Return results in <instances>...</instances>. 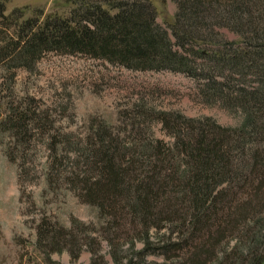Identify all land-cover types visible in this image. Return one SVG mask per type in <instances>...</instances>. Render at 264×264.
Masks as SVG:
<instances>
[{
	"label": "trees",
	"instance_id": "16d2710c",
	"mask_svg": "<svg viewBox=\"0 0 264 264\" xmlns=\"http://www.w3.org/2000/svg\"><path fill=\"white\" fill-rule=\"evenodd\" d=\"M66 1L72 6L67 16L35 10L25 18V8L6 14V0H0V67L12 81L17 70L33 71L47 53L84 55L130 70L203 79V92H228L249 109L248 130L162 121L171 145L156 140L124 149L109 126L94 129L91 146L79 152L89 162L70 181L79 185L78 197L108 220L130 219L133 257L114 252V263H144L152 253L163 257L160 264H264V235L256 241L252 234L264 216V0H172L178 9L168 23L174 41L156 22L152 0ZM214 25L236 34L240 46L203 54L200 45L214 43ZM249 74L260 88L239 87ZM11 114L0 127L16 137L28 140L35 129L51 128V121ZM169 224L177 229L167 230ZM232 237L239 246L248 239L252 245L222 250ZM73 238L46 220L37 226V247L48 255L65 249L76 260L80 249L71 247ZM137 240L143 248L135 251Z\"/></svg>",
	"mask_w": 264,
	"mask_h": 264
},
{
	"label": "rangeland",
	"instance_id": "374dc122",
	"mask_svg": "<svg viewBox=\"0 0 264 264\" xmlns=\"http://www.w3.org/2000/svg\"><path fill=\"white\" fill-rule=\"evenodd\" d=\"M66 2L6 0L5 13L25 8V18L35 10L67 16L72 6ZM152 2L156 22L174 41L168 23L174 20L177 4ZM214 29V43L200 45L203 54L225 45L240 46V38L231 30L217 25ZM255 78L247 75L239 87L260 88ZM204 83L184 73L130 70L103 59L53 52L44 55L33 71L17 70L13 81L0 67V121L12 111L25 113L27 121H51L50 130L35 129L28 140L0 127V264H91L92 258L100 256L103 264H115L114 252L133 257L130 219L110 221L78 197L79 185L70 179L89 162L79 152L89 149L94 129L101 123L119 135L124 149L156 140L171 145L173 137L162 121H214L224 128L248 130V106L233 100L228 92H203ZM261 217L252 233L256 241L264 235ZM43 220L74 236L69 243L80 249L76 260L65 249L48 255L37 247V226ZM167 227L177 229L174 224ZM238 244L232 237L222 250L238 247L245 251L252 241ZM142 248L137 240L134 250ZM163 261L161 255L149 253L139 264Z\"/></svg>",
	"mask_w": 264,
	"mask_h": 264
}]
</instances>
